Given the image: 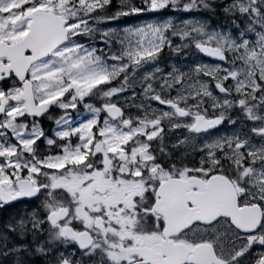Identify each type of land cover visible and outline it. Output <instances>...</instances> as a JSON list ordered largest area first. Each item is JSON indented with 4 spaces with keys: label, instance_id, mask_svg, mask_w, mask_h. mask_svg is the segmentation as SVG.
I'll list each match as a JSON object with an SVG mask.
<instances>
[{
    "label": "snow or ice",
    "instance_id": "snow-or-ice-1",
    "mask_svg": "<svg viewBox=\"0 0 264 264\" xmlns=\"http://www.w3.org/2000/svg\"><path fill=\"white\" fill-rule=\"evenodd\" d=\"M0 264H264V0H0Z\"/></svg>",
    "mask_w": 264,
    "mask_h": 264
},
{
    "label": "flooded vegetation",
    "instance_id": "flooded-vegetation-1",
    "mask_svg": "<svg viewBox=\"0 0 264 264\" xmlns=\"http://www.w3.org/2000/svg\"><path fill=\"white\" fill-rule=\"evenodd\" d=\"M148 247L152 249L156 254H159L161 251H165L166 248L163 245V242H160V245L158 247H153L151 243L148 244Z\"/></svg>",
    "mask_w": 264,
    "mask_h": 264
}]
</instances>
